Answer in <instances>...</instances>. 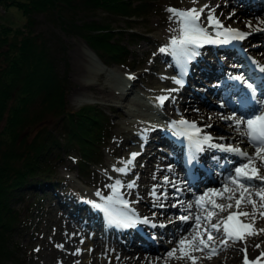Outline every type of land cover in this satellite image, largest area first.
<instances>
[{
  "label": "rangeland",
  "instance_id": "1",
  "mask_svg": "<svg viewBox=\"0 0 264 264\" xmlns=\"http://www.w3.org/2000/svg\"><path fill=\"white\" fill-rule=\"evenodd\" d=\"M189 1L190 0H155L156 2L155 6L153 7V10L149 12L148 15H146L144 18L142 16H138L133 21L134 26L132 28L143 32L146 35V37L131 39L128 33L124 32V37H123L124 41L126 42L127 38H129L128 46L132 52L125 63H112L111 65L101 63L100 61H97L93 57L88 56L86 53H83L82 49L79 46L81 45V47L84 48V50H86L88 45V43L85 41L83 37L74 33L65 32L58 24L53 23L51 19H49L44 14L38 15L37 17L38 23L36 29L45 31L47 33L54 31L56 34H58L61 37L64 44L66 45L67 50L65 55L67 62L66 64L60 62L59 66L63 72L65 71L67 73V77L70 83V90L67 94L68 104L74 108H77L85 102H92V101L98 102L104 108L107 116L109 117L111 127L108 132L106 144L103 146V148L100 151V156L91 163L86 173L81 174L79 172L78 165L75 161V158L77 157L78 154L76 150H72L70 153L61 151V154L58 158L51 159V164L54 166L56 174L57 176H59L58 178L62 179V181L57 183L58 186L60 185L58 188H53V191L50 190L48 193L44 194L45 197L44 199L42 198L45 202L44 206H40L39 209L35 208V210L32 211L30 204L28 205L27 203L28 201L33 203V200L35 198H39V195L43 193L42 189L47 188V185L45 183L39 184V187L35 191L33 187H29V186L25 187L23 190L25 200L17 199L14 201L16 207H18L21 210L23 217L26 220L25 225L17 233V236L20 240V247L23 252L26 264H74V263L85 264L86 263L85 259L87 257V254H84L82 256L83 252H79L74 254L75 255L74 256L73 254L70 253V251H72V249H75V247L77 246L76 242L70 241L67 243L68 245L67 244L65 245L67 258L64 254L62 255L60 254L61 250L60 248H58V246H60L61 243L64 241V238L61 237L60 226L61 223L65 222V219L69 220V222L72 224L71 227L73 229L77 230L78 228L83 232L82 235H80L81 237L79 236L77 240L81 239L85 241V243L83 244L84 247L82 245L83 247L82 251L84 250L85 251L84 253H87V249L90 250L97 242H101V241L105 242V240L107 239L109 242L114 243L118 241L120 237L121 238L123 237L122 235H120L119 238L118 237L116 238V236L112 235L111 232L104 234L103 233L104 228L101 222H100L102 226L101 228H100V224L97 223L95 224L96 226H98L97 231H95L96 228L95 230L92 229L93 223H91L90 219L92 217L90 215H94L95 212L93 211V209H91L92 207H90L89 201L90 202L93 201L95 203V201L98 200L97 204L98 203L101 204L103 201H105L103 199L104 197L110 196L111 190L109 186L114 184L116 180H120L121 183H123L124 181L123 180L124 176L120 175V173L118 174V171L116 172V169L119 167L116 165L118 161L121 160V157L124 159L126 158L125 160L123 159L124 160L123 162L130 159V157L128 155L122 156L119 153L118 150L119 145L117 143L118 139L115 138L114 132L118 130V128L133 129V122L137 124L138 120H140V122L143 121L142 123H144L145 121H149L153 117L161 118V115L157 114V112H155V110L153 109V107L155 106V102L156 103L158 102L157 97L164 96L166 94L168 95L170 92L169 89L173 90L176 88L177 85L176 83H174V81L176 80L175 77L180 80L179 75L178 76L175 75L176 71L183 72L181 71V68L183 69L185 66L184 64L181 65L179 62L177 64L180 68L178 71L171 64H169V62L172 60V57H174L172 51H166V52L160 51V49L165 48L166 45L169 44L172 39L170 38L171 37L170 34L166 35V33H163V28H165L172 20L169 18L170 16H172V14L169 11H167V9L190 8L191 6L190 7L186 6L187 2ZM235 1H236L235 3L229 5L228 9L233 8L232 11H235V7L233 5L234 4L237 5V3L240 2V0H235ZM261 2L263 3V5ZM261 2H259L260 4L258 3L257 4L260 7H264V1ZM205 3H208V0H197L196 3L193 5L195 8H200L203 5H205ZM263 9L260 11V13H264ZM87 14H89L90 16L92 15L93 17L98 18L100 20H108L113 26L119 29L120 28L122 29L126 24L124 18L121 15L108 13L101 8L88 10L87 12L80 11L76 14V17L78 19H82L85 18ZM205 18H206L205 16L200 17V24L202 26L205 23V20H203ZM24 20H25V14L22 12L20 8H18L15 5L7 6L6 10L0 9L1 22H9L11 24L17 25L23 23ZM262 28H264V25L262 26ZM123 31L126 30L123 29ZM255 33H256L255 36L249 37V40L245 41L246 43L244 44L247 45V47L249 46V42H252L254 39L255 40L261 39L263 37L262 35L264 34V31H256ZM261 42L264 43L263 40ZM261 45H262L261 47L264 48V44ZM250 49L251 47H248L249 51H251ZM223 57L225 56L223 55ZM156 64H158V67H155ZM123 74L124 76H126L127 74V76L132 75L134 78L136 77L139 83L136 86L137 94H135V92L129 94V96L124 100L123 105H120L119 97L107 95L102 92H98L97 89H94L96 87L98 88L101 87V85H105L106 90L111 89L115 92V95L119 94L117 93V91L119 90L118 86L121 84L120 77H122ZM200 77L204 79L201 75ZM86 78H89L88 83L90 84L82 85L81 84L82 80L84 81ZM203 81H206V79ZM203 81L199 80L196 82L197 84H195V86L197 85L199 87L197 88L199 89L198 92H195V89H192L190 86L183 87L184 89L182 90L183 92L179 90V97H178L179 101L183 105V101H181V99L185 100L184 101L185 104L183 105L185 108L184 110L188 109L189 115L193 114L200 116L199 114L201 112L200 107L205 106L202 103L200 97L202 92L200 88L201 86L204 85L202 83ZM191 83H194L192 79H191ZM195 86L192 85V87ZM201 89H203V87ZM175 94L176 92H173L172 95L173 97L171 101H174L173 103L174 106L172 105L169 106L171 113V114L169 113V115L170 117L178 120L179 118L182 119V116L184 115V111L183 108H175L176 107L175 102L176 104L177 102H179L178 100H175L176 98L174 97ZM135 95H140V98L136 97ZM210 99H212L211 101L216 102L218 99H220V96H218L217 98L215 96H211ZM115 105H117V107L119 106V108L121 109L120 113L117 112L116 110L117 107H115ZM218 107L219 106H216L215 108ZM195 108L197 109L200 108V110L195 112L194 110ZM204 114L206 115V117H209L210 114L214 115V111L208 110L205 111ZM146 123H147L146 125L150 124L148 122ZM206 132H210V131H206ZM127 133H128L127 131L123 130L121 131V133H119L118 137L122 139ZM140 141L143 145V142L145 140H140ZM156 144H162V143L158 142ZM221 145H223V143ZM159 148H160V152L157 155L156 161L158 164L161 165H159L158 167H162L164 163H166L167 165L165 164L166 168H164L163 170L160 171L156 170L157 173L155 175L156 177H160V178H155L154 183L150 184L151 192L153 191V188L155 186L156 187L155 192L158 191L156 192V194L159 193L163 195V196H156L158 197V199L154 198L151 195L152 196L151 201L153 204L152 208H154L153 210H155L153 211L154 214L152 215L155 218H156L157 210H159L160 208H164L166 206L164 193H166V190H169L167 189L166 184L171 182L175 178L174 175H176V172H178L175 160L173 157H171V154H169L165 149H162L161 147ZM163 159L165 161L164 163L158 162ZM259 166L261 165L259 164ZM136 173L137 172H134L133 176L132 173L127 175L129 178H131L130 182L134 181L135 177L137 176ZM262 175H264V173H262ZM165 177H167L166 183L162 181V180L165 181ZM157 182H160L162 183V185L163 184L165 185L161 186L160 184H156ZM135 183L137 184V182ZM171 185L173 186L172 188L173 190L174 188H177L176 186H178L177 184H174V182H171ZM98 192L101 195H97ZM84 197H89L92 200H86ZM160 205H163V207H161ZM178 211H176V217H179V214L177 216V212L178 213L186 212V211H182L181 209ZM258 211H261L259 207H258ZM262 211H264V209H262ZM207 212L208 211L206 209L201 211L202 219L200 221V227H199L200 229H197V225L194 224L196 223V219L195 218L192 219L191 213L188 214L190 218L187 221L184 220L181 221L180 223L173 222L169 225V227H165V228L163 227L162 229H165L166 231H170L167 230V228L176 229L178 226L183 225V223L184 224L189 223L191 225L190 226L191 228L189 230L190 232L188 233L189 235L188 234L185 235L184 238H187V241H191L193 235L203 232L204 227L207 226L209 222H213L215 220L214 215L212 216L211 221L203 219V217L207 214ZM103 214L102 213L101 215L99 214L98 217H101L100 220L102 219V216H104ZM144 216L146 217V214H144ZM159 217L161 218V220H164L162 219V215ZM156 220L161 221L160 219H156ZM259 222H256L255 227L261 228ZM107 223L109 224V222ZM116 226L119 227V225ZM194 227L197 230H195ZM262 227H264V219L262 222ZM79 230L77 231L79 232ZM163 232L164 231L158 229L157 227L153 228V230H150L149 232L147 231V233L150 235L156 233L158 235L156 236L157 240H160L159 235H162ZM178 236L173 238V235L170 234V237L168 238L166 234H163L161 241L165 240L167 244L162 247L158 246L159 250L155 251V253H157L158 255L161 254V256L164 259L172 258L168 254L173 249H178L177 253L181 254V252L179 251L180 246L179 244L178 245L176 244L177 242L176 240ZM184 238L182 237L180 238V240ZM206 238L207 237L204 236V239ZM124 243H126V245H128L129 248L132 249L131 247L132 245L128 244L127 242ZM186 244L187 247L191 246V249L189 250L190 251L189 255L195 257L196 260L200 259L199 264H206L203 262L202 258L205 255L206 256L208 255L209 257L210 255L209 251L207 249L204 250L205 252L194 250V247H192V245L188 244L187 242ZM242 245L244 246L243 248H245L243 241L239 242V245L234 246L238 250L239 255L241 253ZM213 246L216 247V245ZM187 247L186 249H188ZM217 249L219 251V248ZM185 251L187 252L188 250ZM218 251L217 254H219ZM256 251H253L252 253V255H255L254 257L255 260H256V256L259 257L261 253L264 252V250L260 249L259 252ZM96 252L98 253L97 254L98 256L102 255V252L100 250H97ZM213 256L214 255H212L211 257L216 261L217 257L214 258ZM79 259H81V261H79ZM261 259H263L262 260L263 263L261 264H264V257ZM238 261L240 264V258L238 259ZM218 263L223 264L221 260H219Z\"/></svg>",
  "mask_w": 264,
  "mask_h": 264
},
{
  "label": "trees",
  "instance_id": "2",
  "mask_svg": "<svg viewBox=\"0 0 264 264\" xmlns=\"http://www.w3.org/2000/svg\"><path fill=\"white\" fill-rule=\"evenodd\" d=\"M155 0H0V9L15 5L25 14L21 24L0 21V264H26L17 236L25 225L14 201L24 198V188L45 183L46 189L32 211L44 206L45 193L58 188L51 164L61 151H77L75 161L84 174L100 156L111 127L104 108L96 101L74 108L68 104L70 83L59 63L66 64V45L54 31L37 30L38 15H46L65 32L80 35L107 65L125 63L131 54L129 38L146 35L133 29ZM101 8L121 15V29L108 20L80 11ZM125 29L126 31H123ZM62 187V186H61ZM63 188V187H62ZM44 195V196H43ZM43 196V197H42ZM43 198V199H42ZM43 201V202H42Z\"/></svg>",
  "mask_w": 264,
  "mask_h": 264
},
{
  "label": "bare ground",
  "instance_id": "3",
  "mask_svg": "<svg viewBox=\"0 0 264 264\" xmlns=\"http://www.w3.org/2000/svg\"><path fill=\"white\" fill-rule=\"evenodd\" d=\"M233 3H235V0H208V3H205V4L209 5L210 8L215 9L216 18H218V19L221 18L222 20H224L225 24L233 23V24L239 25V24L243 23V24H246L245 26H243L244 28L253 30L259 21H264V13H260V11L264 7L259 8V5H258V4H260L259 0L258 1L241 0V2L237 3V5H235V4L233 5L235 7V11H232L233 8L228 9L229 5H231ZM192 5H193V0H190L189 2H187L186 6L187 7L191 6L190 8H192V7H194V5L193 6ZM262 5H263V3H262ZM190 8H187V9H190ZM197 9H199V8H197ZM207 14L208 13H207V9H206L205 12L201 16H203V17L205 16L207 18ZM206 18L203 19V20H205V23L203 24V26L208 29V33L215 31L213 28H211L207 25V19ZM249 22H251V24L253 25V28H249L247 26ZM263 25L264 24H261L260 27H262ZM179 28H180V26H179L177 19L175 17H173L171 22L165 28H163V33H166V35L170 34L171 35L170 38L174 37L175 35L179 37V35H180ZM262 36L263 37L261 39L264 41V34ZM262 40H260V39L253 40L252 42H249L248 47H251L250 50L254 54H256V56L259 58L260 61L264 62V48L259 46L261 44ZM169 45H170V43L167 44L166 47H168ZM79 47L82 49L83 53H86L88 56L93 57L97 61H100L98 56L95 54L96 52H94L89 45H87L86 50H84V48H82L81 45ZM169 51H171L170 48H169ZM231 51H233L232 55L235 56V58L233 60L234 63H228L227 58H224L223 55H220V54H218V56L216 55L214 57L210 56L212 59H214L216 61L213 63L205 61L204 59H206V58H201V57H199L200 54H198V55H196L198 57L195 56L194 61H190L191 65L187 66L189 69H193V68L195 69V67H196V69L194 71H196V73L199 71L200 75L204 78L203 80L206 79V82L205 81L202 82L204 85L201 86V88L203 87V90L205 89V92L208 95L213 93V94L219 96V94H221L220 98H222V99L220 101L223 103H224L225 99L222 96L221 88H226L227 86L230 87V85L232 84L229 82L227 77L233 73H238V75H240L241 70L243 69V68L238 69V68H236L235 65H231V64H238V63L244 62L243 59L239 56V53L235 52V50H233V49ZM231 51L226 52V54H227L226 56L228 58L232 57V56H228V55H231ZM203 60H204V62H203ZM218 61H220V63H218ZM178 63L179 62L175 56L172 57V60L169 62V64H171L174 68H176L179 71L180 68L177 65ZM186 63H180V64L181 65L184 64V66H186ZM218 66H220L219 69H218ZM155 67H158V64H156ZM207 67L209 68L208 70H206ZM179 72L176 71L175 75L178 76ZM180 74L185 75L184 71L180 72ZM216 75H218V76H216ZM130 77H133V76L132 75L127 76V74H126V76H124V74H123V76L120 77L121 78L120 79L121 84L118 86L119 90L117 91V93H119V94H117V95H115V92L111 89L106 90L105 85H101V87H99V88L96 87L94 89H97L98 92H102V93L107 94V95L119 97L120 105H123L124 100L129 96V94L134 93V92H135V94H137L136 86L139 84L137 81V78L136 77L130 78ZM218 78H221L222 81L225 82V86H223V87L217 86V79ZM88 79L89 78H86L84 81L82 80L81 84L82 85H89L90 83H88ZM175 79H177V78L175 77ZM180 80H181V78H180ZM206 83H207V85H206ZM176 85H177L176 91H170L171 89H169V91H170L169 94L168 95L166 94L169 98L167 100H165L163 105H161L159 102H157V103L155 102V106L153 107V109L155 110V112H157V114L161 115V118L153 117L152 119H150L149 121H145L144 123H142L143 121L140 122V120H138L137 124H135L133 122V129L132 128H118V130H116L114 132L115 138L118 139V142H117L119 145L118 150L122 156L128 155L131 158L132 153H139V155H137L135 157L133 163L131 165H129V170L126 173H121L118 171V174L120 173V175L124 176V179H123L124 181H123V183H121L124 186L120 188V193L122 194V198L124 200L130 199L132 201V203L131 204L129 203V204L138 210L136 212V218L139 217V219L135 223V226L132 228V230H124L122 228V226L115 227L111 224H108L107 223V222H109L108 215L105 212H103V210L98 209L94 206L95 204H97L98 200L95 201V203L93 201L92 202L89 201L90 207H92L91 209H93V211L95 212L94 215H90L92 217L90 219L91 223H93L92 229L95 230V228H96L95 231H97L98 226H96L95 224H97V223L100 224V222H101L103 224V228H104L103 233L104 234L111 232L112 235L116 236V238L117 237L119 238L120 235H122L123 237L122 238L120 237L118 239V241H116L114 243L109 242L107 239L105 240V242L104 241L97 242L96 244H94V246L90 250L87 249V253H84L85 251L84 250L82 251V249L84 247L83 244L85 243V241H83L81 239L77 240L78 237L80 235H82L83 232L81 230H79L78 228H77V230H79V232L76 229H73L71 227L72 224L69 222V220L65 219V222L61 223V226H60L61 237L64 238V241L62 240L63 242L61 243L60 246H58V248H60V250H61L60 251L61 255L64 254L67 258L65 245L71 241V242H76L77 246L75 247V249H72V251H70V253L74 255L76 253L83 252L82 256L84 254H87V257L85 259V262H86L85 264H97V263H99V264H193V261L191 259H188L187 257H183V258H179V259L175 258V257H181V254L177 253L178 251L175 253L174 257L165 258L166 259L165 260L161 256V254L158 255L157 253H155V251L159 250L158 246H161V247L163 245L165 246L167 244L166 241L165 240L161 241L162 237L160 236L159 237L160 240H157L158 244H156L154 242L155 238L149 239V238H146L142 235V234L146 233L147 231L149 232L151 230L150 228H152V225L150 223L145 224L142 222L141 217L144 214H146L148 219H150V216H151L155 220L156 219L161 220V218L159 216L162 215V219H166L168 225H170L173 222L180 223L182 221L180 219V215L183 214L184 212L178 213L179 212L178 210H180V209L182 211L189 212V214L191 213L192 219L196 218L197 215L201 214L200 210H196L193 202H191V201L186 202L185 198L188 196V194L185 193V191H184V188H185L184 186H185L186 181L183 178L184 176H181V175L179 176V173H178L177 176L174 175L175 176V182L174 183L178 185V186H176L177 189L175 188L173 190V192L166 190V193H164V196H165L164 199L166 202L165 203L166 206L164 208H160L159 210H157L156 218L153 217V215H152V214H154L153 211H155V210H153L154 208H152L153 204L151 201L152 196L150 195V193H151L150 184L154 183L155 178H160V177H156V175H155L157 173L156 170H159V171L163 170L164 168H166V165H167L166 163H164L165 161L163 159V160H160L158 162H162V163H164V165L162 167H158L161 164H158L156 161L157 155L160 152L159 147L165 148V146H166L164 144H156L159 141H161V139H162V135L160 133V129H161L160 126L163 125L164 123H166L167 119L172 118L169 115V113H170L169 106H171V105L174 106V104H173L174 101H171V99L173 97L172 96L173 92H176V94L174 96V97H176L175 100L179 101V98H178L179 97V90L182 91V90H184L183 87H186V86H183V85L177 84V83H176ZM233 87H240V85L234 84ZM201 88H200V90H201ZM198 91H199V89H195V92H198ZM166 95H164V96H166ZM135 96L140 98V95H135ZM200 97L202 98V102H204V103L208 102V101H206V98H204L202 96H200ZM181 101H183V105H184L185 100L181 99ZM183 105L180 103V101L177 102V104L175 102V106H176L175 108H183L184 115H187L188 109L184 110L185 108ZM253 105L256 106L257 103H254ZM115 107H117V105H115ZM226 107H225V104L220 105L218 108H215V109H213L212 106H208V105L203 106V107H201V112H203V113L200 112L199 113L200 116L190 114V116L188 115V118H191L192 120L194 119L196 121V117H198L197 119H199V122H202V120H203L202 123H204L206 125H211V127H206L205 131H210L212 133L211 134L212 139L215 138V136L218 137L219 132H221V134L224 136L223 137L224 139L223 138H217L216 139V145H220V143H222V141H223L224 145H226L227 142H233V146H237V147L241 148L242 150H244L250 154L253 153L255 151V149L248 143L246 137L239 135V133L235 130V128L233 126H230L232 123L231 121H226V120L221 118V117L232 116L233 114H235L237 118H240V117L245 118L244 114L253 106H248L246 110L242 111L239 114L233 113V111L228 113L227 112L228 107L227 108ZM116 110L118 113H120L121 109L118 106ZM208 110L214 111V115L210 114L209 117H206L204 112L208 111ZM174 111H175V109H174ZM231 113H233V114H231ZM164 120H165V122H163ZM146 122H148L150 124L146 125L147 124ZM123 130L127 131L128 133L125 134L124 138L120 139L118 136H119V133H121V131H123ZM203 132L204 131H202V133ZM202 133H201V135H202ZM140 140H145L144 146H142V143ZM204 148H202V149H204ZM214 148L215 147H213V148L207 147L206 150L204 152H202L203 154H201V155L205 156L209 153L207 151H210V155H212V156L209 157L208 159H210V158L213 159L212 160L213 164L217 165L216 167H220L226 161V156L224 153L221 152V150H216ZM224 149L226 150L227 147L224 146V148L222 150H224ZM228 152H230V151H227V153ZM216 153H218V157H214V155ZM197 158L199 160V157H197ZM201 158H203V157H201ZM123 159L124 158H122V157H121V160L119 159L120 161H118V163L116 165V166H119L118 168L124 167L123 161L126 158L124 160ZM204 161H205V163H208L206 159ZM237 165H239V163H237ZM259 169L261 170V173H264V165H261ZM134 172H137L136 175L138 176V177L136 176L134 179V182H137V184L135 183L136 187H134L132 189H128L127 184L130 182L131 178H129L127 175L132 173V176H133ZM217 177L218 178H215V180L212 181V180L208 179L206 176H203V178L206 181H210L214 185H215V183H219V181L221 180V178L219 176H217ZM228 178L229 177H227V175H225V178L223 179L224 183L223 184L220 183L218 188H222L223 185L228 181ZM162 181L165 182L164 180H162ZM156 184H160L161 186L165 185V184L162 185V183H160V182H157ZM179 185H182V186H179ZM166 186L168 187V183L166 184ZM231 187H232V185L229 184V188H231ZM258 189H260V188H258ZM110 190H111L110 195H112L113 193H112L111 187H110ZM250 191H252V190H250ZM156 192H158V191H156ZM237 195H239V194H237ZM156 196H163V195L158 193V194H156ZM84 198L86 200H92L89 197H84ZM216 201L219 204H225V205H227L229 203L227 200H222V199H218ZM104 203H105V201H103L101 204H104ZM157 203H159V202H157ZM98 204H100V203H98ZM173 205H175V206H173ZM189 205H191V207H189ZM111 210L113 211L114 214H117V215L120 213L127 214L126 212L128 211V209L123 208V206L120 205L118 202L112 203ZM260 210L262 211V209H260ZM176 211H178L177 216L179 214V217H176ZM241 211H246V212L251 213L252 207L248 208V206L242 205ZM101 213L102 214L104 213L103 214L104 216H102V219L100 220L101 217H98V216H99V214L101 215ZM221 213L222 212H219V210H216V213L214 214V216H215L214 218L216 219ZM241 217L243 218L244 223H251L252 222L251 216H248V217L241 216ZM106 219H107V221H106ZM256 222H259V225H261V228L255 227ZM262 222H263V219L260 218L259 216H257L254 227L256 229H264V227H262ZM211 223H217V221L214 220L213 222H209L207 226H210ZM194 224H196V223H194ZM159 225L160 224H158L156 227H158L159 229H161L163 231L162 227H160ZM190 226L191 225L189 223H185V224L183 223V225H181V230H179V232H177V233L172 232L171 233L173 235V238H175L176 236L179 235L177 240H176L177 245L179 244L180 238H182V237L184 238V236L190 232L189 231L191 228ZM101 227L102 226L100 224V228ZM194 229L197 230L200 228L196 229L194 227ZM75 230H76V232H75ZM218 234L221 235V237H219ZM222 237H223L222 232L221 233L214 232V234H213V238L215 241L214 245H216V247L219 248V251H218L219 254L213 256L214 258L217 257L216 261L212 257L209 259L208 255L207 256L205 255L202 258L203 262L206 264H222V263H218L219 260H221L223 262V264H239L238 259L240 258V264H244L245 253L243 251H241V253L239 255L238 250L234 247V246L239 245V242L233 244L232 241L229 240L228 243L230 246L227 248H224V247L220 246V244H219V241L223 239ZM124 242L131 244L132 249H130L129 246L126 245V243H124ZM163 242H165V243H163ZM257 244L260 245L259 248L256 247ZM70 245H71V243H70ZM82 245H83V247H82ZM244 245H245V242H244ZM245 246H247V258L249 260L254 258L255 255H252L253 251L257 250L259 252L260 249L264 250V233H261L260 235H257V236L248 237ZM186 247H187V244L184 246V249L188 250L187 252L189 253L191 246H188L187 247L188 249H186ZM192 247H194V246H192ZM243 247L244 246L242 245L241 248L243 249ZM67 249H68V247H67ZM77 250H79V251H77ZM97 250H100L102 252V255L98 256L97 255L98 253L96 252ZM256 258H257V256H256ZM262 260L263 259H261L260 264L263 263ZM79 261H81V259H79ZM66 263H67V261H66ZM199 263H200V259L195 260V264H199Z\"/></svg>",
  "mask_w": 264,
  "mask_h": 264
},
{
  "label": "snow or ice",
  "instance_id": "4",
  "mask_svg": "<svg viewBox=\"0 0 264 264\" xmlns=\"http://www.w3.org/2000/svg\"><path fill=\"white\" fill-rule=\"evenodd\" d=\"M196 3V0H193V4ZM207 9V25L213 28L216 31V37H212L208 33V29L200 24V17ZM172 16L169 18L172 19L175 17L179 23V37H172L170 45L165 48H161V52L169 51V48L172 51V54L177 58L178 62L186 63L193 59L199 53L196 51V48L202 46L205 43L212 44H228L231 41H242L250 32H243L239 29L225 27L221 21L215 16V9L210 8L209 5L205 4L199 9L192 7L190 9H176L168 8ZM261 24H264V21H259L254 31H264V28L260 27ZM249 28H253L251 22L247 25ZM219 37H224L220 39ZM260 71L264 72V66L260 67ZM134 78V77H130ZM234 79L243 80V76H236ZM177 84H181V80L176 79L174 81ZM248 88L252 89L253 86L248 84ZM173 89L170 91H176ZM255 90L253 89V95ZM168 96H159L157 97L158 102L163 105ZM264 104V101L260 102ZM226 121H231V125L239 133V135L246 137L248 143L255 149L253 153H248L237 146H228L227 151L236 153L238 156L244 159V163L235 168L234 174L228 178V181L223 185L220 190H211V193H205L204 195L197 198L196 204L198 208L208 209L210 211L203 217V219L211 221L212 216L216 213V210L219 212H224L227 209H232L235 207L236 211H229L226 218H222L217 221V223H211L210 226H205L204 231L193 235L191 241H187V238L181 239L179 241V251L181 252V257H175L177 259L187 257L193 261L195 264L196 258L190 256L188 252L185 251L184 246L186 242L194 246V250L204 251L207 249L210 253L209 259L212 255L217 254V247L213 246L215 241L213 238V232L221 233L223 239L219 241L220 246L227 248L229 247L228 241L231 240L233 244L237 242H245L250 236H257L261 233H264V229H256L254 227L257 216L264 219V211H258L259 209H264V176L259 174V169L256 167L257 164L264 165V108H262L257 114L251 115L247 118L240 117L237 118L235 114L228 117H221ZM171 127L175 130L174 134L180 137H186L188 141L194 144L197 150H201L203 144H208L211 147H218L223 149L224 145H214L212 144V137L207 134L202 133V129L197 126L195 121H187L181 119L179 121L171 122ZM206 127H211V125H206ZM139 153H132L131 158L124 162V167L116 169L121 173H126L129 170V165H131L135 157ZM253 181H260V189L256 192L250 191V187ZM165 182H167V177H165ZM229 184L232 185L229 188ZM124 185L121 184L120 180H116L113 185H110L112 189V195L104 197V204H95L94 206L98 209L103 210L109 219V223L116 224L122 227H131L137 221L133 219L132 215H127L125 213L114 214L111 210V205L113 202H118L123 208L128 209V201L122 198L120 193V188ZM136 187L134 181L127 184L128 189ZM216 197L217 199L227 200L229 203L219 204L216 203L215 199L208 200L206 199L209 195ZM237 194L239 196L237 197ZM97 195H101L99 192ZM154 198L156 197L155 186L153 191L150 193ZM257 197L253 199V197ZM235 202L234 205L232 202ZM242 205L247 206L251 205L252 212L241 211ZM163 207V205H160ZM175 206V205H173ZM191 207V205H189ZM134 213V210H130ZM252 217L251 223H244L240 217ZM189 216H181V220L187 221ZM202 217L196 216V225L197 228L200 227V221ZM143 223H150L147 217L143 218ZM153 227L157 225L153 224ZM163 227L164 225H159ZM206 235V239L204 236ZM62 247V246H61ZM257 248L260 247L259 244L256 245ZM178 249H173L169 252L170 257H174ZM79 251V250H77ZM245 253L244 264H260L261 258L264 257V252L261 253L255 261H249L247 258V246L241 249Z\"/></svg>",
  "mask_w": 264,
  "mask_h": 264
},
{
  "label": "water",
  "instance_id": "5",
  "mask_svg": "<svg viewBox=\"0 0 264 264\" xmlns=\"http://www.w3.org/2000/svg\"><path fill=\"white\" fill-rule=\"evenodd\" d=\"M93 50V49H92ZM96 54V53H95Z\"/></svg>",
  "mask_w": 264,
  "mask_h": 264
}]
</instances>
